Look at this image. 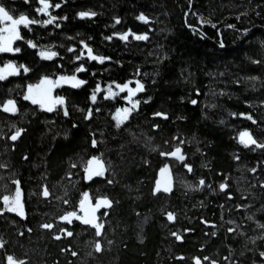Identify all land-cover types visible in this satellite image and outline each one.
Here are the masks:
<instances>
[{"label": "trees", "instance_id": "1", "mask_svg": "<svg viewBox=\"0 0 264 264\" xmlns=\"http://www.w3.org/2000/svg\"><path fill=\"white\" fill-rule=\"evenodd\" d=\"M48 2L52 24L39 0H0L41 22L19 26L18 53H0V67L29 69L0 80V264H264V147L240 143L247 132L264 145V0ZM48 48L57 56L41 59ZM72 75L86 83L56 87L64 103L53 111L24 99L29 85ZM9 100L14 113L3 111ZM178 147L182 164L161 155ZM91 159L104 175L86 180ZM165 166L172 187L155 193ZM14 181L23 216L3 202ZM85 194L110 203L99 236L62 219L83 218Z\"/></svg>", "mask_w": 264, "mask_h": 264}, {"label": "snow or ice", "instance_id": "2", "mask_svg": "<svg viewBox=\"0 0 264 264\" xmlns=\"http://www.w3.org/2000/svg\"><path fill=\"white\" fill-rule=\"evenodd\" d=\"M39 3L42 5L41 8L37 9V12L39 13H43L45 15H49V19L47 21H45V24H52L57 17L55 16H51L50 13L48 12V9L50 7H53V5H51L48 0H39ZM55 8H59L60 5L56 4L54 6ZM95 13H88V12H81L79 14V16L81 18H85V17H91L94 16ZM139 20L147 22L146 18L141 15L140 17H138ZM120 21L117 20L116 23H119ZM0 23L5 24V27H0V53H5V52H10V53H18L20 51L19 48H13V43L16 40L21 39L20 33H19V26L23 25V27L28 28L29 25L31 24H37V23H41L40 21L37 20H33V19H29L27 16L25 15H21L19 16V18H14L12 15H10L9 11L6 10V8L2 5H0ZM129 35H134L132 33H125L123 35H121L119 38L121 40H127ZM134 39L135 40H146L147 36L146 35H134ZM30 47L35 48L36 45L33 44L31 41L28 42ZM223 46V45H221ZM85 47L87 48V52H88V56L90 57L91 60H97L101 63L104 62L105 58L104 57H99L96 55L92 54V49L88 48L87 45H85ZM69 51H72V49H69ZM40 58L41 59H45V60H51L54 57L57 56V53L52 51L50 48L48 49H43L39 52ZM80 57L78 56L77 59H79ZM23 69V71L26 73L29 71V69L27 67H25L24 65H19L16 66L14 64L8 63L4 66V68H0V80H4L6 79V74L7 75H16L19 74L20 70ZM77 72H81V71H85L83 66H80L79 68H77L76 70ZM65 82V83H69L73 88H78L81 85H83L84 83H86V81L77 79V77L75 75L72 76H61L59 77L58 80L56 81H52L49 80L48 78H44L43 80H41L39 85L33 86V85H29L28 87V94L24 96L25 100H31L33 104H37L39 103L41 105L42 108H44L47 111H53L55 104L59 103V104H63L64 101L62 98H57L56 101H52L50 98V94L52 91L53 87H57L60 85L61 82ZM47 86V87H44ZM117 87H120L121 91H124L125 89H128V85L125 84L123 86H119L117 85ZM34 90L37 92V95H33ZM99 87H97L96 91H99ZM137 90H143V85L142 84H137ZM130 96L134 94V91L132 89H128ZM113 93H111V90H109V95H112ZM106 99L108 97H105ZM92 101L95 102L96 100V95L95 93L92 95L91 97ZM138 103V102H136ZM193 103H195V101H193ZM136 104H133V108H135ZM3 111L5 112H15L16 108H15V103L12 100H9L7 102V104H5L3 106ZM129 110L125 109L123 110V119H127V114H128ZM65 115H67V112L65 111ZM89 115H91V112H89ZM157 115H162V114H157ZM121 117V110H117V114H116V119H117V126L120 125V123H122V119H120ZM166 118V117H165ZM250 119V117H248ZM21 134V130H17L16 133L11 137L12 140H16L19 135ZM247 138V139H245ZM95 143V142H94ZM240 143H242L245 147H248L249 145H255L256 147H264V145H260L258 144L251 136L249 133L247 132H242L240 133ZM180 149L177 148L174 152L172 153H161V155H171L176 157L178 160L183 161L184 160V156L180 154ZM93 163H95V161H89V166H91ZM189 170H191L189 168ZM86 171H89V178H91V175H97V176H101L103 175V167L102 166H98L94 171L90 170V169H86ZM166 173H168V168L167 166H165V168L161 169V176H164ZM14 183L17 184V188L15 190V195L14 196H4L3 197V202L5 204L6 210L8 211H16L19 215L23 216L24 212H23V206L20 203V188H19V182L18 181H14ZM201 184H203V181H200ZM169 184H170V177H169V183L165 184L163 190L165 192H168L169 189ZM224 185H221V190L224 189ZM156 191H160V182H157V186H156ZM43 196L44 197H48L49 196V192L48 190L45 188L43 190ZM87 194H85V200H87ZM110 206L109 201L105 200H101L98 201L95 205V207L91 208V218L89 217V212L87 209L84 208V200L81 201V209L83 211H85V218H81L78 217L77 214L75 212H71L68 213L66 216L62 217L63 220L71 223V218H76V219H81L82 223L84 224H89L92 227H94L96 229V235L99 236L101 234L100 230L103 227L102 224H98L96 223V217H95V211L101 206ZM168 219L172 220L173 219V215L171 213L168 214ZM44 228L46 229H50L52 228V225L50 224H45L43 225ZM67 235L71 236L72 233L68 232ZM57 239H59V237H56ZM177 239H180V237H177ZM2 246V245H0ZM101 250V246L99 243L96 244V251L99 252ZM73 255H75V253H73ZM262 256H264V253H261ZM9 264H14L12 257H9ZM20 264H23V262H20Z\"/></svg>", "mask_w": 264, "mask_h": 264}, {"label": "rangeland", "instance_id": "3", "mask_svg": "<svg viewBox=\"0 0 264 264\" xmlns=\"http://www.w3.org/2000/svg\"><path fill=\"white\" fill-rule=\"evenodd\" d=\"M5 26H6L5 24H2V25H1V27H5ZM12 46H13V45H12ZM0 68H4V66H3V67H0ZM5 74H6V77L9 76V75H7V73H5ZM60 77H61V76H60ZM58 79H59V77L56 78L55 80H52V81H56V80H58ZM41 80H43V79H41ZM41 80H40L39 82L34 83V84H31V85H33V86L39 85L40 82H41ZM49 80H50V79H49ZM59 86H69V87H72L69 83H65V82H63V81L60 83ZM59 86H57V87H59ZM28 87H29V86H28ZM28 87H27V89H26V91H25V95L28 94ZM44 87H47V86H44ZM55 88H56V87H53V88H52V91H51V94H50V98H51L52 101H56L57 98H61V97H55V96H54V90H55ZM33 95H37V92H36L35 90H34V92H33ZM28 101L32 103L31 100H28ZM36 105H38L40 108H42L41 105H40L39 103H37ZM58 105H63V104L56 103V104H55V107H57ZM55 107H54V108H55ZM42 109H44V108H42ZM44 110H45V109H44ZM120 119H123V111H121V117H120ZM89 161H95V163H93L91 166H89ZM89 161H88V163H87V165H86L85 173H84V177H85L86 180L90 179V178H89V174H90V173H89V171H86V169H90V170L94 171L98 166H102V167H103L102 163H101L100 161L96 160V159H91V160H89ZM103 175H104V167H103ZM103 175H101V176H103ZM95 176H97V175H91V178H92V177H95ZM14 195H15V194H14ZM14 195H13V196H14ZM84 202H86L87 205L90 206V207H95V205H96V203H97V202H92V201H90V200H85ZM102 207H107V206L101 205V206L96 210L97 213H98V211L101 210ZM81 210H82V209H80V211H81ZM96 223H99L98 215L96 216Z\"/></svg>", "mask_w": 264, "mask_h": 264}, {"label": "water", "instance_id": "4", "mask_svg": "<svg viewBox=\"0 0 264 264\" xmlns=\"http://www.w3.org/2000/svg\"><path fill=\"white\" fill-rule=\"evenodd\" d=\"M7 113H13V112H7ZM11 140H12V139H11ZM16 140H17V139H16ZM16 140H12V141L15 142ZM178 148L181 150V151H180V154L183 155V154H182V149H181L180 147H178ZM176 149H177V148H176ZM176 149H174L172 152H174ZM172 152H171V153H172ZM167 158H168V160H170V161H175V162H177V163H181V164L184 162V160H183V161H180V160H178L176 157L171 156V155H167ZM167 168H168V167H167ZM169 177H170L169 189H171V187H172V176H171V173L169 172V169H168V173H166L164 176H161V172H160V174L158 175V179H157V181H156V184H155V189H154L155 193H157V191H156L157 182H158V181L160 182V190H161V191H164L163 188H164L165 184H168V183H169ZM222 185H224L225 187H224L223 190H221V186H220V191H221V192L225 191V189H226V185H225V184H222ZM43 190H44V189H43ZM43 190H42V197H43L44 199H46L47 197H44V196H43ZM164 192H165V191H164ZM84 208L87 209L88 212H89V217H88V218H91V215H92V213H91V208H93V207L88 206L87 203L84 202ZM81 215H82L83 218H85V211L81 210ZM97 215H98V213H97V211H95V217H96Z\"/></svg>", "mask_w": 264, "mask_h": 264}]
</instances>
